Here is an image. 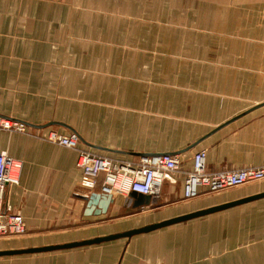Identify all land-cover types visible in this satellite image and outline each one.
I'll use <instances>...</instances> for the list:
<instances>
[{"label": "crops", "instance_id": "0c3cea01", "mask_svg": "<svg viewBox=\"0 0 264 264\" xmlns=\"http://www.w3.org/2000/svg\"><path fill=\"white\" fill-rule=\"evenodd\" d=\"M0 115L77 132L81 148L109 157L179 154L191 169L203 150L208 170L259 165L264 0H0ZM0 151L23 161L6 208L32 231L0 240V251L118 234L264 192L262 180L182 200L183 177L168 175L149 206L113 196L106 212H86L85 196L101 191L80 185L77 151L6 132ZM0 264H264V197Z\"/></svg>", "mask_w": 264, "mask_h": 264}, {"label": "built area", "instance_id": "2783aa9c", "mask_svg": "<svg viewBox=\"0 0 264 264\" xmlns=\"http://www.w3.org/2000/svg\"><path fill=\"white\" fill-rule=\"evenodd\" d=\"M2 132L31 136L77 151L76 165L82 171L80 185L91 191L100 189L101 193L112 196H129L135 192L158 201L168 175L183 177L182 200L264 180V157L256 166L208 170L206 152L202 150L193 154L192 167L187 169L179 154L154 153L132 160L109 157L81 148V137L77 132L40 131L11 116L0 115V137ZM22 170L21 159L0 151V236L23 234L27 229L23 215L6 208L7 193L10 187L19 185Z\"/></svg>", "mask_w": 264, "mask_h": 264}, {"label": "water", "instance_id": "95a60500", "mask_svg": "<svg viewBox=\"0 0 264 264\" xmlns=\"http://www.w3.org/2000/svg\"><path fill=\"white\" fill-rule=\"evenodd\" d=\"M31 125V124H29ZM147 155V154H143ZM264 197V192L260 194H256L253 196H249L240 200H236L233 202L213 206L207 209L199 210L196 212H192L189 214H184L175 218H171L165 221L157 222L154 224H150L147 226H143L140 228H135L132 230H128L126 232L118 233V234H112L104 237H98L94 239L84 240L80 242H72L67 243L63 245H53V246H44V247H35V248H28V249H21V250H8V251H0V255H13V254H25V253H37V252H47V251H53L58 249H65V248H73L78 246H85V245H91V244H98L105 241H110L118 238H130L133 235L150 232L156 229H160L175 223L184 222L193 218H197L200 216H204L219 210H223L226 208H229L234 205H238L244 202H248L257 198ZM7 198V196H6ZM129 198L134 200V206L135 207H145L149 206L151 204L152 198L149 195L139 194L132 192L129 195ZM86 200L87 206H86V212H91L95 210V206H98L100 210L96 211V213H103L106 212L107 208L110 206L111 203L114 202L113 196L107 193H92L90 195L85 196L84 198Z\"/></svg>", "mask_w": 264, "mask_h": 264}, {"label": "rangeland", "instance_id": "374dc122", "mask_svg": "<svg viewBox=\"0 0 264 264\" xmlns=\"http://www.w3.org/2000/svg\"><path fill=\"white\" fill-rule=\"evenodd\" d=\"M20 135H23V134H20ZM23 136H25V137H31V136H27V135H23ZM34 138V137H33ZM262 181V180H261ZM261 181H258V182H254V183H248V184H246V185H243L242 187H247V186H256V185H258V183L259 182H261ZM175 182V181H174ZM174 186V185H173ZM174 188H175V186H174ZM231 189H233L234 190V188H229V189H225V190H222V191H219V192H205V193H208V194H218V193H222V192H226V191H230ZM236 189V188H235ZM202 195V194H201ZM199 197V196H198ZM194 199V198H193ZM192 200V199H191ZM32 231H30V229L27 227V229H26V231L23 233V234H19V235H12V236H0V240H11V239H17V238H23V237H25V236H29L30 235V233H31ZM179 240H180V242H179V245H177V247L178 246H181L182 244H181V239H180V237H179ZM182 247V246H181ZM189 248H187V253H188V250ZM186 251H184V252H186ZM183 252V253H184ZM165 253H167V252H165ZM177 253H179V251H177Z\"/></svg>", "mask_w": 264, "mask_h": 264}]
</instances>
